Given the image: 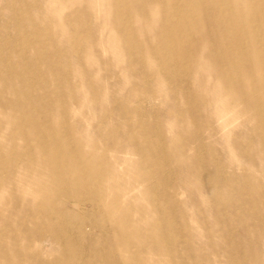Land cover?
<instances>
[{"label": "rangeland", "instance_id": "374dc122", "mask_svg": "<svg viewBox=\"0 0 264 264\" xmlns=\"http://www.w3.org/2000/svg\"><path fill=\"white\" fill-rule=\"evenodd\" d=\"M102 3L103 0H95L100 11ZM48 10L45 0H0V40L6 41L0 49V164L7 167L5 171L0 169V200L4 199L7 185L23 188L24 201L19 204L12 195L3 208L11 217L13 229H32L25 239H17L15 254L4 253L15 264H19L17 261L24 264H264V197L260 194L264 192V156L255 152L257 147L251 139L243 140L242 144L246 152L256 157L253 163L234 157L232 143L222 141V134L216 129L221 122L218 116L215 119L212 116L225 103V95L220 100H211L209 108H204L210 101L199 94L197 85L190 86L192 82H189L186 100L195 104L196 115L192 122L187 111L184 116L171 117L169 113L177 108L167 103L166 94L173 101L169 87L162 79H153L151 72L142 81L143 75L136 74L134 82L121 92L106 76L101 78V87L96 78L94 87V75L75 74L74 69L81 67L79 55L63 40L58 27L40 21ZM74 10L61 9L62 21L70 32L79 22L71 14ZM33 20L40 26L42 42L33 39L36 29ZM82 20L90 27L97 25L96 20ZM48 34L53 40L45 39ZM101 34L99 30L96 33ZM20 39H32L34 43L29 42L25 52H21ZM37 47L40 56L34 63ZM107 49L106 43L100 48L103 52ZM101 56L106 59L109 55ZM33 63L37 74L30 72L27 79L26 68ZM110 69L108 60L100 66L101 71ZM128 69L134 73L133 66ZM196 70L200 76L209 75L198 67ZM135 81L139 82L137 89H134ZM81 88L87 92L82 104L78 103ZM141 96L145 97V103L139 106ZM232 98L234 101L235 96ZM122 105L128 109V117H121L118 110ZM131 113L144 118V122L132 121L127 126L122 118L130 119ZM10 115L24 119L26 134L16 130L15 123H9ZM205 121L211 125H205ZM246 122L243 117L231 128L244 127ZM117 123L135 129L136 135L115 136L98 131ZM177 125L181 132L170 133V126ZM39 132L54 136L51 151L56 146L63 148L58 162L65 169L45 161L51 173L17 181L15 175L24 167L40 168L43 154L35 139L32 143L36 158L30 160L26 151L27 137ZM144 133L177 150L155 153L144 142ZM197 146L201 165L199 170H194ZM211 148H216V152ZM167 158L171 162L163 165ZM79 159L101 165L96 169L102 171L98 179L101 184L96 187L109 186L110 191L94 204L86 203L84 214L75 220L77 227L69 231L65 223L75 208L73 193L65 189H70L73 181L66 170L77 165ZM235 160L239 165L233 166ZM15 163L19 166L14 168ZM107 165L111 167L106 168ZM58 177L61 180H56ZM161 191L176 202L172 224L176 228L167 223L169 215L163 199L153 196ZM118 197L122 199L121 208L115 206ZM44 206H57L60 214L48 217L49 210ZM32 217H36L38 224L51 225L53 230L43 226L41 232L35 231L30 222ZM120 217L128 218L133 227L139 225L142 229H133L131 249L123 246L126 241L118 230H122ZM51 231L59 238L53 237ZM64 236L72 239L71 246ZM5 240L1 237V241Z\"/></svg>", "mask_w": 264, "mask_h": 264}, {"label": "bare ground", "instance_id": "6f19581e", "mask_svg": "<svg viewBox=\"0 0 264 264\" xmlns=\"http://www.w3.org/2000/svg\"><path fill=\"white\" fill-rule=\"evenodd\" d=\"M45 1L49 5V10L43 14L44 17L40 21L43 20L57 26L63 40L66 43L68 41V44L78 53L81 67L74 69L75 74L94 75V80L92 79L94 87H96V78L98 86L101 87V78L106 76L110 79L111 85L118 87L121 92L124 87L134 82L136 74L143 75L142 81L143 77L149 76L151 72L153 79L160 78L169 87L173 101L166 94L167 103L177 108L176 111L169 113L171 117L184 116V112L187 111L190 114L188 119L192 122H195L196 115L193 113L195 104L186 100L189 85H197L199 94L210 101L204 108H209L211 100H220L225 95V103L215 109L212 116L213 119L218 116L221 122L216 129L222 134V141L229 140L232 143L231 154L236 158H244L249 163H253L256 157L246 152L247 148L242 144L245 139H251L257 147L255 152L264 156V19H261L264 17V0H106V2L103 0L101 11L95 4V0ZM62 8L75 9L71 14L79 18L72 32L66 30V22L62 21ZM23 18L24 13L22 20ZM82 19H87L89 22L96 20L97 25L90 27ZM32 22L36 27L33 39L42 42L40 26L34 20ZM98 30L102 32L100 36L96 35ZM46 32L49 33V29H46ZM45 39L53 40L49 34ZM29 42L34 43L32 39H20L19 50L25 52L24 47ZM105 43L108 46L107 52L100 50ZM5 44L6 41L0 40V49ZM50 44H54V41ZM38 51L37 47L33 56L34 63H37L36 59H39ZM103 54L109 56L105 59L101 56ZM107 60L110 62L111 69L101 71L100 66ZM34 63L26 68L29 73L27 79L30 78V72H33V75L37 74ZM131 66H133L134 73L131 70V73L128 71ZM197 67L209 75L196 74ZM189 82L192 83L188 85ZM138 85L139 82L135 81L134 89H137ZM86 93L84 88L80 89L78 103L82 104L87 99ZM233 95L235 96L234 101H232ZM144 103L145 97L141 96L139 106ZM120 110L121 117H128V109L124 105L118 111ZM130 116V119L122 118L127 126L132 121L144 122V118L140 119L139 115L134 116L131 113ZM243 117L247 119L244 127L231 128ZM9 121L11 124H16V130H21L26 134L24 119L21 116L15 118L10 115ZM204 124L210 126L211 122L205 121ZM177 126H170V133L181 132L182 128ZM109 128L98 131L100 134L107 132L115 136L134 137L136 135L135 129L121 127L118 123ZM239 137L242 140H239ZM53 138V135L44 132H39L34 137H27L29 142L26 144V151L30 160L36 158L35 144L32 143V139H35L43 154L40 159L42 162L39 169L24 167L20 173L15 175V180L45 177L51 173L45 161H52L53 167L65 169L58 162L63 148L56 146L54 152L51 151ZM144 139V142L155 153H174V150H177L148 133H144ZM211 150L216 152V148H211ZM181 151L183 152L184 148ZM198 151L197 146L194 170H199L201 165V156ZM170 160L167 158L162 161L163 165L168 164ZM232 164L237 166L239 161H232ZM17 166L19 165L15 163L13 167ZM100 168L99 163L92 164L88 160L79 159L77 165H72L66 170L67 175L73 177V181L69 186L70 189L68 187L65 189L67 193H73L72 201L75 208L74 213L70 214L65 223L69 231L77 227L75 220L84 214L86 203L94 204L110 191L109 186H103L100 189L96 187L101 184V179H98L101 178L102 171H96ZM0 169L5 171L7 167L0 164ZM219 170H222L221 166ZM61 178L58 177L56 180H61ZM123 184L126 183L123 182ZM127 184L129 185V181ZM5 188L4 199L0 200V264H15L16 261L10 259L4 252L9 251L15 254L17 239H25L32 229L25 231L21 230V227L13 229L10 223L11 217L4 212L3 205L12 195L20 204L24 201L26 193L23 188L15 185H7ZM260 194L264 197L263 191H260ZM153 196L163 199V207L165 206L169 215L167 223L172 228H176V225H172L175 222L176 202L162 191ZM121 200V197H118L115 200V206L121 208ZM44 207L49 210L46 214L48 217L53 213L60 214L57 206ZM37 214H39V209ZM35 220L36 217L30 220L35 231L41 232L43 226V229L53 230L51 225L45 223L41 225ZM25 221H27L26 218ZM119 222L122 224V230L118 228L119 233L126 241L123 246L131 249L133 229L139 231L142 229L139 225L133 227L128 218L120 217ZM51 233L53 237L59 238L55 231ZM1 237H5L6 240L1 241ZM64 239L68 246L72 245L73 241L70 237L64 236Z\"/></svg>", "mask_w": 264, "mask_h": 264}]
</instances>
